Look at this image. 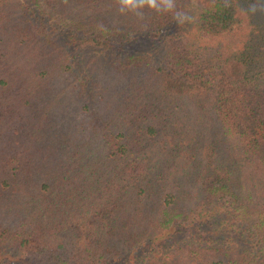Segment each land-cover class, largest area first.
<instances>
[{
	"label": "trees",
	"instance_id": "obj_1",
	"mask_svg": "<svg viewBox=\"0 0 264 264\" xmlns=\"http://www.w3.org/2000/svg\"><path fill=\"white\" fill-rule=\"evenodd\" d=\"M175 4L0 0V264H264V3Z\"/></svg>",
	"mask_w": 264,
	"mask_h": 264
},
{
	"label": "clouds",
	"instance_id": "obj_2",
	"mask_svg": "<svg viewBox=\"0 0 264 264\" xmlns=\"http://www.w3.org/2000/svg\"><path fill=\"white\" fill-rule=\"evenodd\" d=\"M119 3V11L121 13L132 11L138 16L143 17V12L141 10L147 6L150 9H155L157 12H172L174 20L179 25L185 22L191 23L194 19V17L187 12L176 10L175 0H119ZM261 3H264V0H261ZM250 11L255 12V6H252Z\"/></svg>",
	"mask_w": 264,
	"mask_h": 264
},
{
	"label": "rangeland",
	"instance_id": "obj_3",
	"mask_svg": "<svg viewBox=\"0 0 264 264\" xmlns=\"http://www.w3.org/2000/svg\"><path fill=\"white\" fill-rule=\"evenodd\" d=\"M118 20H119V18H118Z\"/></svg>",
	"mask_w": 264,
	"mask_h": 264
}]
</instances>
